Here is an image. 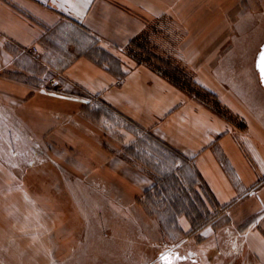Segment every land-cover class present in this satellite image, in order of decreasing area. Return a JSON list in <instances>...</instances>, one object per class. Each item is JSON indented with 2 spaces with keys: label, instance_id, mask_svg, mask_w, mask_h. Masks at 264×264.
Instances as JSON below:
<instances>
[{
  "label": "crops",
  "instance_id": "1",
  "mask_svg": "<svg viewBox=\"0 0 264 264\" xmlns=\"http://www.w3.org/2000/svg\"><path fill=\"white\" fill-rule=\"evenodd\" d=\"M233 1L0 0V110L8 129L50 148L48 163L37 167L38 184L30 179L34 168L19 175L0 167V264L127 256L128 239L110 231L109 217L90 228L69 177L85 178L109 208L113 199L142 209L162 181L125 155L137 139L133 131L107 136L91 118L93 99L188 160L247 264H264V86L252 102L222 75L237 48ZM172 26L183 34L179 56L217 103L130 55L143 36ZM216 222L196 230L185 210V235L172 246L211 255L222 240ZM142 236L132 239L133 249H141Z\"/></svg>",
  "mask_w": 264,
  "mask_h": 264
},
{
  "label": "rangeland",
  "instance_id": "2",
  "mask_svg": "<svg viewBox=\"0 0 264 264\" xmlns=\"http://www.w3.org/2000/svg\"><path fill=\"white\" fill-rule=\"evenodd\" d=\"M237 8L233 18L235 31L232 40L237 42L232 64L228 62L223 67V73L232 84L235 91L249 101L262 99L263 81L259 68L256 67L259 52L264 48V0H235L231 3ZM230 7V6H229ZM179 28L171 27V32L154 31L143 36L141 45L132 44L128 49L136 62L151 61L153 65L165 70L170 76L180 81L191 91L199 92L206 98L217 103L216 97L209 91L202 89L194 80L193 71L179 56L178 44L182 38ZM234 78V79H232ZM204 90V91H203ZM89 115L93 119L101 120L105 134L118 136L122 128L131 130L137 139L133 143L138 145L136 155L124 153L136 160L148 172L162 181L154 193L142 200L143 208L134 209L120 206L113 199L107 206V200L102 193L91 187L82 177L70 178L76 191L75 197L80 203L82 212L92 218L90 228H101L100 220L109 217L110 231L118 232L127 237V256H113L109 258H80V262L88 264H247L246 256L232 241L230 230L225 217H219L216 209H210L214 204L202 180L195 173L192 164L177 153L164 147L151 133L142 129L132 121L126 119L113 109L106 107L93 99L89 104ZM8 114L0 110V167L15 169L19 175L34 168L30 179L35 184L39 180L37 167L48 163L49 146L30 144L23 139V130L8 129ZM132 144V143H131ZM131 155V156H130ZM139 157V158H138ZM36 175V176H34ZM164 177V178H163ZM44 180V179H43ZM170 201H175L176 208H172ZM140 202V201H139ZM105 203V206L104 204ZM209 204V205H208ZM161 206V207H160ZM190 214L194 228L217 219V225H223L221 243L218 242L217 251L209 256L199 254V250L189 252L182 245L173 247V239L181 241L185 235L181 228V213ZM218 216V218H216ZM123 218V219H119ZM194 229V230H195ZM92 231V230H91ZM142 232L141 249L134 248V237ZM197 232V231H196ZM198 239L202 235L196 234ZM169 242V243H168ZM197 248V247H196ZM203 253L204 250H201Z\"/></svg>",
  "mask_w": 264,
  "mask_h": 264
},
{
  "label": "trees",
  "instance_id": "3",
  "mask_svg": "<svg viewBox=\"0 0 264 264\" xmlns=\"http://www.w3.org/2000/svg\"><path fill=\"white\" fill-rule=\"evenodd\" d=\"M86 108L88 109V108H90V106L89 105H87L86 106ZM88 111H89V109H88ZM151 135H152V137L153 138H155L156 140H158L164 147H166V149H168V150H170V151H172V152H174V153H176L175 151H173L172 149H170V148H168V146H166L163 142H161L158 138H156V136H154L152 133H151ZM140 139V138H139ZM139 139H137L138 141H139ZM130 146H127L126 147V153L128 152V153H131V155H136V154H138V152H137V147H138V145H136V144H134V143H132V144H129ZM178 154V153H177ZM127 157H129L128 156V154H125ZM130 155V156H131ZM180 155V154H179ZM137 156V155H136ZM139 158V157H138ZM130 160L131 161H136V160H133V159H131L130 158ZM152 176H154L152 173H150ZM154 178H156L157 180H159L156 176H154ZM164 178V177H163Z\"/></svg>",
  "mask_w": 264,
  "mask_h": 264
},
{
  "label": "snow or ice",
  "instance_id": "4",
  "mask_svg": "<svg viewBox=\"0 0 264 264\" xmlns=\"http://www.w3.org/2000/svg\"><path fill=\"white\" fill-rule=\"evenodd\" d=\"M256 67L259 68L261 80L264 81V50L259 52Z\"/></svg>",
  "mask_w": 264,
  "mask_h": 264
},
{
  "label": "built area",
  "instance_id": "5",
  "mask_svg": "<svg viewBox=\"0 0 264 264\" xmlns=\"http://www.w3.org/2000/svg\"><path fill=\"white\" fill-rule=\"evenodd\" d=\"M34 50H36V47H34Z\"/></svg>",
  "mask_w": 264,
  "mask_h": 264
},
{
  "label": "water",
  "instance_id": "6",
  "mask_svg": "<svg viewBox=\"0 0 264 264\" xmlns=\"http://www.w3.org/2000/svg\"><path fill=\"white\" fill-rule=\"evenodd\" d=\"M263 50H264V48H263ZM263 85H264V81H263Z\"/></svg>",
  "mask_w": 264,
  "mask_h": 264
}]
</instances>
